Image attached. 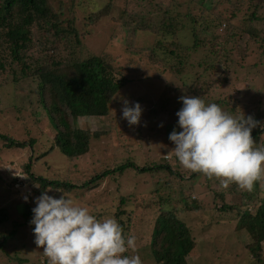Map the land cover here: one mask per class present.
<instances>
[{
	"label": "rangeland",
	"instance_id": "rangeland-1",
	"mask_svg": "<svg viewBox=\"0 0 264 264\" xmlns=\"http://www.w3.org/2000/svg\"><path fill=\"white\" fill-rule=\"evenodd\" d=\"M237 1L240 0H230L227 10L222 4L219 8L224 22L230 19L234 33L237 32L238 47L229 54V58L233 59L224 64L220 62L221 68H217L219 72L214 73V70L203 71L198 67L199 61L207 54L204 51L192 49L189 53L176 55V65L168 68L160 58L155 60L141 54H130L127 51L128 34L124 20H151L159 24L163 13L166 10L174 11L175 8L178 9L174 15L176 21L186 22L185 16L190 12L196 18L205 16L208 19V12L214 11L213 3L222 1L207 0L202 8L201 0H64V13L70 23L65 26L77 29L80 36L72 34L61 38L46 28L34 29L35 36L25 52L27 59L35 60L28 73L17 62L6 71L0 69V134L8 137V141L0 138V208H16L17 215L21 214L18 220L23 222L22 213L26 209L20 199L22 196L24 200V193L30 194L29 187L34 184L26 175L27 166L44 179L67 178L75 184L90 182L105 170L129 163H134L138 168L158 163L161 167H155L151 173L139 174L132 170H126L123 174L114 173L99 182L93 192L76 188L65 195L76 204L87 207L98 218L111 216L117 219L125 235L131 233L136 237L135 252L130 250L125 255L138 254L142 264H150L146 251L158 220V197L171 193L175 196L173 201L177 198L174 208H178V215L191 229L197 244L188 259L189 264H250L246 247L253 242L252 238L247 232L236 231L238 217L235 214L220 211L226 204H239L242 210L245 209L249 204L245 202L244 206L243 195L234 194L230 190L232 184L223 188L219 180L195 175L183 169L174 156L167 158V153L175 146L169 140L170 133L173 130L182 131L176 115L183 107L179 99L181 96L201 97L206 104L213 103L208 99L227 101L230 105L222 106L224 111L237 117L243 114L246 117L253 116L264 124V48L256 41L253 46L249 42V35L244 32L251 25L248 23L251 11L249 15L244 11L237 13L233 7ZM251 2L254 5L257 1ZM54 4L59 10L58 0ZM185 4L190 6L181 7ZM261 5L260 15L264 16L262 2ZM261 26L264 29V21ZM185 38L181 39L182 45H191L192 48L191 37ZM162 39V36L140 32L133 49L139 52L153 45L160 48ZM1 45L0 52L3 49ZM179 50L177 48L175 51ZM5 55L10 59L9 53ZM186 55L194 58L193 63L181 61V58H187ZM93 57L106 60L117 76L130 66L129 72L125 74L129 83L119 101L111 107V117L84 118L76 123L80 129L92 133L106 132V135L101 138L102 142L94 141L89 153L78 159H67L59 149L39 159L47 155L54 143L56 129L51 116L41 105L38 82L28 78L36 76L40 70L62 71L76 61ZM181 62L187 63L188 69ZM201 82L209 88L207 94ZM124 100H128L131 106L135 103L141 105L142 114L138 125L130 126L123 118ZM236 101L238 104L233 105ZM10 138L21 143L33 140L36 144L33 148H8ZM256 146H264V136ZM50 189L52 192L48 194L56 198L63 194ZM259 189L264 197V181H259ZM182 194L192 206L197 203L200 210L186 211ZM123 199L125 203L122 204ZM32 206L36 207L35 202ZM255 210L251 209L253 213ZM34 227L29 222L18 229L16 237L9 240L0 251V264H48L43 250L34 242Z\"/></svg>",
	"mask_w": 264,
	"mask_h": 264
},
{
	"label": "trees",
	"instance_id": "trees-1",
	"mask_svg": "<svg viewBox=\"0 0 264 264\" xmlns=\"http://www.w3.org/2000/svg\"><path fill=\"white\" fill-rule=\"evenodd\" d=\"M206 1L201 0L202 8L205 7ZM220 1L222 2L213 3L214 11L208 12V19L205 16L196 18L191 12L187 14L185 20L188 24L175 20L174 15L178 13V9L176 8L174 11L166 10L159 24L151 22V20L125 19L124 24L128 34L127 41L129 45L127 51L132 55L141 54V56L150 59L156 60V58H160L167 68L176 65V60H178H175L177 58L176 55L189 53L192 49L204 51L207 54L199 61L198 67L203 69V71L214 70V73H218L220 70L217 69L220 67L219 63H228L233 59L229 58V54L233 49L238 47L236 45L238 43L237 32L234 33L230 19H228L230 23L228 21L224 22L222 12L219 11L221 4L227 10V4L230 0H217V2ZM250 1H237L233 3V7L237 13L244 11L248 14L251 11V14H248V23H251V25L244 33L249 35L248 37L252 41L249 42L252 43V46L253 42L256 41V43H260L264 48V29L261 26L264 16L260 15L261 2L264 5V0H256L257 2L254 5L252 2L250 4ZM54 3L55 0H0V43L3 48L0 52L1 70L6 71L8 67L13 66L17 62L18 64H22L23 71L28 73L31 69L30 65L35 60L33 58L27 59L25 52L33 36H35L34 29L46 28L51 30V32L54 31L61 38L72 34L77 37L80 36L77 29H68L65 26L67 23H70L66 17V13H64V0H58L59 10H57ZM184 6L189 7L190 5L185 4L181 7ZM233 14L237 15L235 12ZM234 17L233 19H235ZM217 20L218 23L216 22ZM223 26L226 27L223 28ZM237 31L240 32L239 30ZM140 32L150 33L157 37L162 36L163 39L159 42L160 48H156L153 45L140 49L139 52L134 50L135 39ZM186 36L191 37L192 48L191 45H182L181 39H186ZM79 43L81 44V42ZM38 44L40 46L43 45L41 43ZM5 45H8V47H5ZM175 48H179L180 50L176 52ZM6 53H9L10 59L6 55L3 56ZM246 55L249 54L247 53ZM193 60L194 58H181V61L185 62H192ZM185 62H181L183 63L182 66L188 69V64ZM129 70L130 66H127L117 76L113 73L110 65L106 63V60L101 57H93L86 61H76L62 71H59V69L57 71L51 70L50 72L40 70L36 76L29 77L27 75L28 79L34 78L35 80L33 81L38 82L41 105L43 108H46V112L48 116H51L56 129L54 143L48 149L47 155L44 154L39 159L48 156L55 149H59L67 159L72 161L89 153L91 144L94 141L102 142L101 138L106 135V132L92 133L80 129V127L76 126V123L84 118L111 117V107H114V103L119 101L120 95L129 83L128 78L125 77V74ZM205 86L204 82H201V87L205 88V94H207L209 88ZM262 98H264V94ZM208 100L218 104L220 107H229L230 105L227 101ZM236 104H238V101L233 105ZM260 125L264 124L260 123ZM260 125L252 130V136L256 141V145L261 140V137L264 136V126ZM0 138L8 141V137L2 134H0ZM9 140L8 148L25 149L28 146L33 148L36 144L33 140L23 143L17 142L12 138ZM155 167L158 169L161 165L154 163L148 167L138 168L134 163H129L119 168L105 170L102 174L92 179V181L90 180V182H78L74 184L72 181L67 180V178L62 180L58 178L52 180L44 179L37 176L30 166H27V168L25 166L26 175H28L34 184H31L29 187L31 189L30 194H23L24 197H28L27 201L23 200L20 193L17 192L21 196L20 200L26 209L25 213H22L24 220L23 222L18 220L21 214L17 215L18 211H16V208H0V251L7 245L9 240L16 237L18 229L23 224H28L31 221L33 216L32 203L45 190L53 188L54 190L58 189L62 191L64 194H69L76 188H81L87 189V192H93L100 184L99 182L107 179L114 173L123 174L126 170H132L139 174H146L151 173ZM169 169L171 170V166ZM16 181L17 179L14 182ZM91 184H93V187L90 188ZM95 185L97 186L94 187ZM230 190L234 194L243 195L244 206H246L245 202L249 205L242 210L239 204H226L223 205L220 211L235 214L238 217L236 231L247 232L252 238L253 242L247 247L250 255L249 263L264 264V197L260 194L259 181L255 183L251 191L241 190L235 183L232 184ZM60 191L59 193H62ZM253 191L252 195H245V193ZM182 195L185 197L186 211L193 212L194 210H200V206L197 203H194L192 206L189 204L186 196ZM173 198L175 196L171 193L158 197L157 204L160 208L158 220L146 251L150 264H189L188 259L197 248L191 229L181 220L178 215V208H174L173 206L177 198L175 201H173ZM121 203H125V200L123 199ZM252 208L256 209L254 213L251 211Z\"/></svg>",
	"mask_w": 264,
	"mask_h": 264
},
{
	"label": "clouds",
	"instance_id": "clouds-1",
	"mask_svg": "<svg viewBox=\"0 0 264 264\" xmlns=\"http://www.w3.org/2000/svg\"><path fill=\"white\" fill-rule=\"evenodd\" d=\"M179 99L183 107L176 115L182 131L170 133L175 146L167 153L168 159L174 156L183 169L215 178L223 188L235 183L241 190L251 191L256 182L264 181V146L257 147L252 136L259 121L244 114L234 116L216 103L206 104L201 97ZM141 114L139 103L131 106L123 101L122 115L130 126L140 123ZM49 191L52 189L35 198L30 221L35 225L34 242L48 264H142L138 254L125 255L135 252L136 237L125 235L117 219L98 218L62 191L56 190L63 193L59 198Z\"/></svg>",
	"mask_w": 264,
	"mask_h": 264
}]
</instances>
